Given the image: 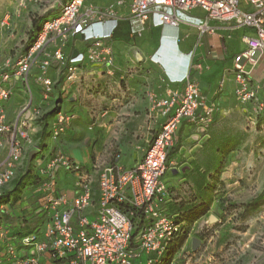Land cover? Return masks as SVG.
<instances>
[{"label":"built area","instance_id":"2783aa9c","mask_svg":"<svg viewBox=\"0 0 264 264\" xmlns=\"http://www.w3.org/2000/svg\"><path fill=\"white\" fill-rule=\"evenodd\" d=\"M123 2L115 0L100 6L85 4V0H65L51 18L42 21L41 30L26 51L15 59L0 56V148L5 144L3 135L9 144L0 165V189L15 176L24 154L23 142L32 143L30 120L58 107L50 128V140L55 142L75 117L57 104L49 106L53 93V81L48 74L51 63L55 62L57 71L68 82L78 79L77 74L87 62L101 64L107 72L114 66L113 49L107 41L118 27L115 5ZM197 8L203 17L191 15ZM127 19L130 33L138 36L148 20L155 26L191 24L200 34L215 31L211 21L228 23L231 31L251 28L253 34L244 37L246 48L233 58L234 96L244 110H249L250 104L255 119L264 114V97L258 95L252 81L253 70L264 57V0H129ZM77 36L82 37L86 46L73 57L66 47ZM187 56L185 74L171 79L173 83L184 82V90H170L166 98L153 102L151 112L157 110L161 125L142 157L131 167L123 168L116 156V160L99 170L97 187L93 188L91 172L97 167L95 163H76L59 148L53 149L43 168L46 177L42 184L46 190L42 207L49 212L50 219L40 233H30L18 240L23 248L32 249L33 255H22L15 244L6 243L9 264H43L40 256L46 251L54 261L64 260L67 264H134L143 254L147 255V264H153L168 254L169 247L184 235L186 221L180 212L168 209L174 200L173 192L161 180L170 167L166 159L183 121L205 131L219 110L218 104L208 102L197 83L189 80L192 52ZM34 66L40 97L34 104L30 95L20 108L19 118L28 113V119L6 123L1 103L12 96L16 78L31 94L29 79ZM220 84L223 87L224 79ZM34 148L40 150L38 146ZM58 169L74 175L76 191L71 199L54 189ZM89 209H94L93 219L86 214ZM5 238L6 230L1 228L0 240Z\"/></svg>","mask_w":264,"mask_h":264},{"label":"crops","instance_id":"0c3cea01","mask_svg":"<svg viewBox=\"0 0 264 264\" xmlns=\"http://www.w3.org/2000/svg\"><path fill=\"white\" fill-rule=\"evenodd\" d=\"M114 1L88 0L86 2L85 0V4L107 6ZM115 9H117L119 15L118 27L114 32V36L107 41L113 49L114 66L110 72H107L105 66L87 62L82 65L80 72L77 74L78 79L68 82L57 71L55 62L51 63L48 74L53 81V93L52 102L49 106L57 104L56 106L63 107V109L73 113L75 117L55 142L50 140L49 136L44 140L37 138L42 125L38 123L39 118L33 121L30 120L31 128L29 132L32 143L23 142L24 154L16 166L14 177L21 174L24 169L26 171L29 165L32 164L31 169L36 166L38 170L34 172H37L40 179L44 180L46 177L43 171L44 163H46L54 148H59L67 158L79 163L75 158V153L81 147L87 146L90 148V158L86 165L89 162L94 163V159L100 155L102 150L99 141L103 137H112L113 139L117 137L114 143L118 145V151L114 153L112 159L116 160V156H118L119 165L126 169L131 167L142 157L149 141L161 125L162 118L157 115V110L151 112L153 102L166 98L170 90L180 92L184 90V82L173 83L171 79L180 78L185 74L186 61L189 58L187 55L191 52L193 56L192 66L189 70V80L197 83L200 92L208 102H216L219 106L212 123L206 129L207 134H204V136L209 135V132L213 136L216 126L224 130L233 126L236 127V122L232 123L229 118L244 109L234 96L233 58L246 48L244 37L253 34L251 28L243 27L231 31L228 29V23L211 21L210 24L216 27L215 31L200 34L199 30L191 24L180 23L176 27L168 24L155 26L148 20L142 34L138 36L131 34L129 30L127 19L129 0H124L120 6L115 5ZM191 15L203 17V12L197 8L191 11ZM24 46L25 44L19 51L15 52L14 59L23 51ZM85 46L86 43L82 37L77 36L67 43L66 49L73 54L75 51L83 50ZM152 56L154 59H152ZM36 74L37 68L34 66L29 79L31 94L27 92L28 90L26 91L24 83L16 78L12 96L1 103V111L5 114L6 123L17 122L20 108L30 99V95L32 96V102L37 103L40 97V85L34 79ZM222 79H224L223 87L220 84ZM252 81L258 88V95L263 98L264 57L255 66ZM86 87H91L93 92L98 95L87 94L89 88L86 89ZM103 94L106 98L105 104L95 105V110L91 108L90 118L88 119L87 114H84V110H81L79 97H85V95L95 99L98 97L96 101L99 102V98H102ZM247 107L249 110L251 109L250 104ZM28 118L29 114L27 113L19 119ZM248 123L252 124L253 122L248 121ZM179 129H192L193 132L189 134L191 137H198L194 133L202 132L185 121L182 122ZM3 140L5 144L0 148V165L9 150L6 135H3ZM40 143H45L47 146L40 147V150L36 151L28 162L29 153L35 149L34 146H39ZM45 150L48 151L45 152ZM169 169L171 170L172 167H169ZM63 171L58 169L55 182L69 181L68 172ZM72 178L74 182V175H72ZM65 182V186L61 183V186L56 188L57 194H65L71 199L75 196L76 187L74 184L68 185ZM10 184L7 185V188H11ZM41 186L38 188L39 192H42L41 196H38L39 193L36 190H32L29 185H26L24 189L23 187L21 189V201L15 202L12 209L0 206L2 209L1 215H3L2 223L7 228L6 238L3 241L0 240V264H9L5 251V243L8 242L16 244L22 255L34 254L32 249L23 248L19 244L15 233L25 231L20 226L28 224L27 219L29 217H23L22 215L33 209V202L42 204L46 190ZM172 186L175 188V185ZM178 190L181 191V188ZM179 192L174 190L173 195H184ZM86 214L89 219H93L95 216L94 209L87 210ZM40 261L43 264H67V261L64 260L54 261L48 251L41 254ZM134 264L145 263L143 259H140L139 263L136 260Z\"/></svg>","mask_w":264,"mask_h":264},{"label":"rangeland","instance_id":"374dc122","mask_svg":"<svg viewBox=\"0 0 264 264\" xmlns=\"http://www.w3.org/2000/svg\"><path fill=\"white\" fill-rule=\"evenodd\" d=\"M63 1L0 0V56L14 58L15 52L27 45L33 20L51 18ZM91 93L98 95L90 87L87 94ZM102 96L99 102L97 96L79 97L88 119L91 108L105 104ZM229 119L236 127L224 130L216 126L213 136L210 132L204 136L205 130L191 137L192 129H179L176 134L177 149L169 161L172 169L161 180L175 185H170L173 191L181 188L182 196L204 203L207 209L178 245L171 264H264V114L255 119L250 110H242ZM115 139L103 137L99 141L102 150L91 172L95 184L99 170L118 151ZM75 158L87 164L90 148L81 147ZM72 175L68 172L70 182L56 181L54 189L61 183L65 186L64 182L74 184ZM194 239L199 241L195 248ZM140 259L147 264L146 254L136 259L137 263Z\"/></svg>","mask_w":264,"mask_h":264},{"label":"trees","instance_id":"16d2710c","mask_svg":"<svg viewBox=\"0 0 264 264\" xmlns=\"http://www.w3.org/2000/svg\"><path fill=\"white\" fill-rule=\"evenodd\" d=\"M44 19L39 20L38 22H36V20H33L32 31H30L32 34L29 37L27 45H25L22 48L23 51H26L32 45L33 41L35 40V37L37 36L38 32L41 30L42 21ZM114 34H113V36H114ZM57 110H58V107L50 109L49 111L44 113V115L41 118L38 119V123L41 124L42 126H41V131L38 132V134H37V138H39L41 140L46 139L48 136L50 138L51 120L53 119ZM46 146H47V144H45V143L41 144L40 143L38 147L44 148ZM176 149H177V147L175 145L171 148V150L168 154V157L166 159L167 164L172 159ZM32 161H31V163H32ZM31 165L32 164L29 165V167L26 171L24 169V171L21 174H18L16 177H14L9 182V183H11L10 184L11 188H7V185L9 186V183H8L4 186L5 188L2 187L0 189V206L2 205V207L5 206L9 209H12V206L14 205L15 202L21 201V198H22L21 189H22V187L24 189L26 185H29V188H32V190H36L37 193H39L38 196H41L42 192H39L38 188L40 187V185L43 184L45 179L41 180L40 175L37 174V172H34L35 170H38V169H36L37 167L34 166V168L32 167V169H31ZM25 180L26 181L28 180V181L26 182ZM24 184H25V186H24ZM167 185L169 186V191L173 192V187H171L169 184H167ZM96 187H97V183L96 184L94 183L93 188H96ZM172 199L178 200V202L169 203L168 209L170 212L178 211L181 213L183 219H185V221H186V223L184 225V228L186 230H185L184 235L182 237L178 238L176 240V242L173 243L169 247L168 254L164 258L162 257L160 262H155L153 264H171L172 258L174 257L175 253L178 251V248H179L178 245L181 244L182 241L184 240V238L187 237V233L191 230V226L195 222H197L200 218H202L206 213L207 206L202 202H195V200L192 201L193 198L192 199L189 198L187 200V199H185V197L182 198V195L181 196H178V195L174 196L173 195ZM1 212H2V209L0 207V229L3 228L4 230L7 231V228L2 223L3 215H1ZM25 213H27V214H24L22 216L23 217L28 216L29 218L28 219L25 218V219H27L29 221V223L25 224L24 226H20L21 228H24L25 231H19V232L15 233V236L18 238L17 240H19V238L26 236L30 233H34V232L40 233L42 228L46 225V223L50 219L49 212L42 207V204H39V203L36 204V202H33V209H31L29 212H25ZM15 246H16V244H15ZM5 249H6V243H5ZM6 257H7V254H6Z\"/></svg>","mask_w":264,"mask_h":264},{"label":"water","instance_id":"95a60500","mask_svg":"<svg viewBox=\"0 0 264 264\" xmlns=\"http://www.w3.org/2000/svg\"><path fill=\"white\" fill-rule=\"evenodd\" d=\"M76 54H77V51L73 52L72 56L74 57V56H76ZM35 153H36V150L35 149L29 153L28 159H27L28 162L35 155ZM198 243H199V241H197V240L194 239L193 240V247L195 248L198 245Z\"/></svg>","mask_w":264,"mask_h":264},{"label":"clouds","instance_id":"9594fccd","mask_svg":"<svg viewBox=\"0 0 264 264\" xmlns=\"http://www.w3.org/2000/svg\"><path fill=\"white\" fill-rule=\"evenodd\" d=\"M64 1H65V0H64ZM64 1H63V2H64ZM152 59H154L153 56H152ZM175 196H176V195H175ZM173 200H174V201H172V203H173V202H178V200H175V199H173Z\"/></svg>","mask_w":264,"mask_h":264}]
</instances>
